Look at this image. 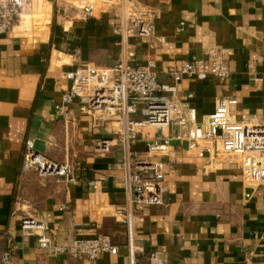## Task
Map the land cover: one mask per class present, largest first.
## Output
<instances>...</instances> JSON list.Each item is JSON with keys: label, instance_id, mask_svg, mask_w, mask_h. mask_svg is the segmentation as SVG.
Wrapping results in <instances>:
<instances>
[{"label": "crops", "instance_id": "0c3cea01", "mask_svg": "<svg viewBox=\"0 0 264 264\" xmlns=\"http://www.w3.org/2000/svg\"><path fill=\"white\" fill-rule=\"evenodd\" d=\"M40 1L44 2L32 0V10L25 15L28 23L30 16L38 18L35 31L22 34L16 26L0 34L4 249L9 242L15 245V264L77 262L39 247L37 235L26 234L21 227L27 217L43 223L44 233L57 243L108 235L119 252L104 254L95 264H128L126 227L118 222L117 213L127 199L122 147L97 150V142L112 129L82 112L77 101L68 105L66 115L55 113L69 84L67 71L84 63L110 66L117 60V22L102 4L95 11L100 19L94 21L62 3H56L57 11L50 2L52 18L48 9L38 6ZM135 5L154 11L157 37L153 46L131 38L130 48L136 63L154 60L159 80L168 81L162 70L178 67L183 59L204 58L210 48L229 52L231 76L226 81L187 78L179 85V95L195 108L199 121L214 110L220 97L235 99L230 107L234 120H264V57L255 73H248L250 58L264 52V0H135ZM26 141L56 162H80L76 179L66 182L23 169ZM134 147L145 148L142 143ZM167 150L163 203L134 206L138 264H151L152 252L164 264H264V186L242 181L238 156L214 161L207 153L202 157L187 153L176 141ZM93 180H100L94 192L89 185Z\"/></svg>", "mask_w": 264, "mask_h": 264}, {"label": "built area", "instance_id": "2783aa9c", "mask_svg": "<svg viewBox=\"0 0 264 264\" xmlns=\"http://www.w3.org/2000/svg\"><path fill=\"white\" fill-rule=\"evenodd\" d=\"M62 3L76 11V15L88 20H98L96 7L107 6L117 22L119 53L110 66H94L84 63L69 70L65 77L69 84L55 106V113L64 116L67 107L77 101L82 112L92 115L101 126L112 129L108 137L97 142V150L107 151L111 146L122 147L123 183L126 204L117 210L118 222L126 227L128 264H138V248L133 241V210L137 204L157 206L163 203L165 193V168L163 159L172 141L185 145L189 154L204 156L214 161L235 155L239 157L242 181L245 184L264 186V120L243 117L234 120L230 107L235 104L231 97L217 99L214 110L203 120L197 119L195 108L179 95V85L187 78L226 81L231 76L225 49L210 48L204 58L192 57L180 61L178 67L162 70L168 81L159 80L154 60L135 62L130 48L131 38H140L153 46L155 13L149 8H138L135 0H48ZM32 10V0H0V34L12 30L21 17ZM180 30L182 29L179 28ZM163 41L162 38L158 39ZM264 51V42H263ZM264 52L250 58L248 73H255V65ZM257 80H261L258 78ZM190 96V95H189ZM142 143L144 149L134 146ZM22 168L33 170L40 176H59L66 182L76 179L80 162L59 163L34 150L26 141ZM97 191L100 180L89 183ZM63 205L62 209H66ZM21 227L26 234L37 235L39 247L52 249L56 254L77 259L75 264H95L104 254L117 255L119 247L108 235L93 238H71L57 243L44 233L46 226L31 218H23ZM1 253L0 264H15L9 242ZM151 264H164L156 253L149 254ZM107 264V263H106Z\"/></svg>", "mask_w": 264, "mask_h": 264}, {"label": "rangeland", "instance_id": "374dc122", "mask_svg": "<svg viewBox=\"0 0 264 264\" xmlns=\"http://www.w3.org/2000/svg\"><path fill=\"white\" fill-rule=\"evenodd\" d=\"M39 3V7H43V8H46V9H48V11H49V16L51 15V11H50V1H48V0H44V2L42 3L41 1L40 2H38ZM54 5V9L55 10H57L58 11V9H57V5H56V3H53ZM60 11V10H59ZM73 11V10H72ZM61 12L62 11H60L59 12V14H61ZM74 12V11H73ZM75 14V13H74ZM24 15H27V14H24ZM24 18V19H23ZM52 18H53V13H52ZM37 19L38 18H36L35 19V17L34 16H30V21L31 22H29L28 23V19H25V16H22L21 17V19H20V22L15 26L16 28H17V30H19L20 32H22V34H30L31 32H33V31H35V28H36V25H35V23L37 22ZM23 21H25V24L24 25H22V22ZM36 21V22H35ZM51 22H52V25H53V21L51 20ZM26 26H27V28H26ZM24 27V28H23ZM28 30V31H27ZM36 30H38V28L36 29ZM23 32H25V33H23ZM3 250H4V240H3V238L0 236V256H1V253L3 252Z\"/></svg>", "mask_w": 264, "mask_h": 264}, {"label": "bare ground", "instance_id": "6f19581e", "mask_svg": "<svg viewBox=\"0 0 264 264\" xmlns=\"http://www.w3.org/2000/svg\"><path fill=\"white\" fill-rule=\"evenodd\" d=\"M23 16H25V15H23ZM23 19H24V18H23ZM25 19H26V17H25ZM24 24H25V21L22 22V25H24Z\"/></svg>", "mask_w": 264, "mask_h": 264}, {"label": "trees", "instance_id": "16d2710c", "mask_svg": "<svg viewBox=\"0 0 264 264\" xmlns=\"http://www.w3.org/2000/svg\"><path fill=\"white\" fill-rule=\"evenodd\" d=\"M6 247H7V246H6ZM6 247H5V249H6ZM5 249H4V250H5ZM4 250H3V251H4Z\"/></svg>", "mask_w": 264, "mask_h": 264}]
</instances>
